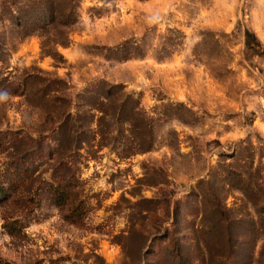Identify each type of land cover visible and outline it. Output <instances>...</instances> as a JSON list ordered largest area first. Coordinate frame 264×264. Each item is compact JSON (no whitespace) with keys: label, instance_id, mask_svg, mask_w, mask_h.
I'll use <instances>...</instances> for the list:
<instances>
[{"label":"rangeland","instance_id":"obj_1","mask_svg":"<svg viewBox=\"0 0 264 264\" xmlns=\"http://www.w3.org/2000/svg\"><path fill=\"white\" fill-rule=\"evenodd\" d=\"M12 183L0 264H264V0H0Z\"/></svg>","mask_w":264,"mask_h":264},{"label":"trees","instance_id":"obj_2","mask_svg":"<svg viewBox=\"0 0 264 264\" xmlns=\"http://www.w3.org/2000/svg\"><path fill=\"white\" fill-rule=\"evenodd\" d=\"M42 13L43 15L41 19L45 20L48 16V13ZM249 36H251L250 33H248L247 37ZM12 187L13 188L9 189L12 193L7 192L3 187H0V198H5L6 200L13 199L15 195L12 194H17L21 187L15 185L14 183H12ZM47 194L50 204L64 212L65 217L69 222L74 224H80L82 222V207L77 204L76 190L71 182H60L56 186L51 185ZM16 224L17 223L14 222L12 224L4 225V229L7 230L8 234L14 235L19 231L18 227H16Z\"/></svg>","mask_w":264,"mask_h":264}]
</instances>
